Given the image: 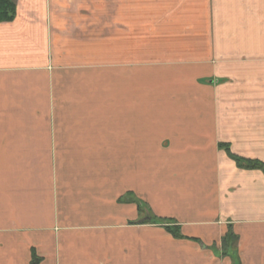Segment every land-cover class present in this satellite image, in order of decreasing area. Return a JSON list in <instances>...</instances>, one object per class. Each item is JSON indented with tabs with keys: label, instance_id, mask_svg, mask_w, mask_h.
I'll list each match as a JSON object with an SVG mask.
<instances>
[{
	"label": "crops",
	"instance_id": "1",
	"mask_svg": "<svg viewBox=\"0 0 264 264\" xmlns=\"http://www.w3.org/2000/svg\"><path fill=\"white\" fill-rule=\"evenodd\" d=\"M15 2L0 264H264V0Z\"/></svg>",
	"mask_w": 264,
	"mask_h": 264
},
{
	"label": "trees",
	"instance_id": "2",
	"mask_svg": "<svg viewBox=\"0 0 264 264\" xmlns=\"http://www.w3.org/2000/svg\"><path fill=\"white\" fill-rule=\"evenodd\" d=\"M17 15V5L15 0H0V22H10L15 19ZM227 146V145H226ZM231 157H233L240 166L251 168V169H261L264 171V163L258 160H249L245 158L238 157L233 154L229 147L226 148ZM167 220H165L166 222ZM176 235L180 234L179 227H168ZM238 236L233 232L229 231L223 239V253L224 255L230 256L233 259V264H242L238 257ZM33 264H38V258H34Z\"/></svg>",
	"mask_w": 264,
	"mask_h": 264
},
{
	"label": "rangeland",
	"instance_id": "3",
	"mask_svg": "<svg viewBox=\"0 0 264 264\" xmlns=\"http://www.w3.org/2000/svg\"><path fill=\"white\" fill-rule=\"evenodd\" d=\"M263 171V170H262ZM173 224V223H172Z\"/></svg>",
	"mask_w": 264,
	"mask_h": 264
}]
</instances>
